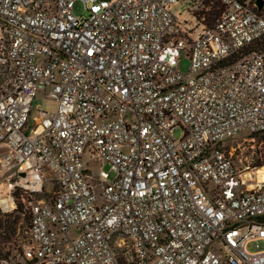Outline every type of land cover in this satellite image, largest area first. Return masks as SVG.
<instances>
[{"label":"built area","instance_id":"2783aa9c","mask_svg":"<svg viewBox=\"0 0 264 264\" xmlns=\"http://www.w3.org/2000/svg\"><path fill=\"white\" fill-rule=\"evenodd\" d=\"M80 1L0 0V210L28 214L0 264H264L225 145L264 131V0Z\"/></svg>","mask_w":264,"mask_h":264},{"label":"rangeland","instance_id":"374dc122","mask_svg":"<svg viewBox=\"0 0 264 264\" xmlns=\"http://www.w3.org/2000/svg\"><path fill=\"white\" fill-rule=\"evenodd\" d=\"M207 1L210 3V6L204 12V17L207 23L211 24L221 7L216 0ZM73 12L78 15L84 13L82 1L75 0ZM189 63V56L186 55L185 52H182L178 64L179 70L186 72L189 69ZM31 106L34 109L33 113L36 114V109L39 107L48 111H53L56 107V102L38 93L33 98ZM172 131L173 136L176 138L183 135L181 126H175ZM225 145L227 149L232 151V156L239 167L247 165L250 167V170H253L254 167L264 165V131L258 133H247L243 131L234 138L228 140ZM3 151L4 147L0 146V154H2ZM108 167V164L103 166L104 169H108ZM92 168L96 170L97 167L94 166ZM110 176H112V174H110ZM17 206L18 205H16V207ZM14 215L17 216V220L14 224L15 231L11 234L8 241H0V257L5 256V251H9V254L16 255V249L19 247L20 243L25 241L28 224L27 210L22 205V210L15 212ZM263 246L264 242L262 240H253L247 243V248L249 250L260 249Z\"/></svg>","mask_w":264,"mask_h":264},{"label":"trees","instance_id":"16d2710c","mask_svg":"<svg viewBox=\"0 0 264 264\" xmlns=\"http://www.w3.org/2000/svg\"><path fill=\"white\" fill-rule=\"evenodd\" d=\"M261 43H264V38ZM259 42L254 46H258ZM18 206L12 212L4 213L0 210V241H8L9 237L15 231L14 224L17 220V216L14 215L15 212L22 210V203L18 202ZM9 251H5V255H8Z\"/></svg>","mask_w":264,"mask_h":264},{"label":"bare ground","instance_id":"6f19581e","mask_svg":"<svg viewBox=\"0 0 264 264\" xmlns=\"http://www.w3.org/2000/svg\"><path fill=\"white\" fill-rule=\"evenodd\" d=\"M246 175L256 178L258 181H263L264 180V165L260 167H256V169L253 171H247Z\"/></svg>","mask_w":264,"mask_h":264},{"label":"water","instance_id":"95a60500","mask_svg":"<svg viewBox=\"0 0 264 264\" xmlns=\"http://www.w3.org/2000/svg\"><path fill=\"white\" fill-rule=\"evenodd\" d=\"M263 0H256L258 8H261Z\"/></svg>","mask_w":264,"mask_h":264}]
</instances>
